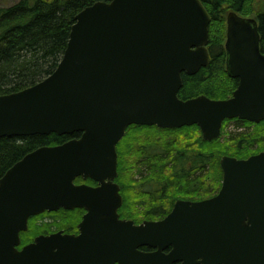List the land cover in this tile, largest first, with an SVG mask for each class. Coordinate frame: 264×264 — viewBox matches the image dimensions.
<instances>
[{"label": "water", "instance_id": "95a60500", "mask_svg": "<svg viewBox=\"0 0 264 264\" xmlns=\"http://www.w3.org/2000/svg\"><path fill=\"white\" fill-rule=\"evenodd\" d=\"M208 24L199 0L96 1L75 15L49 75L0 95V137L81 132L29 151L0 178V264H264V151L223 155L218 192L178 199L161 219L118 213L116 144L129 124H197L211 140L225 118L264 119L255 16H226L231 97H178L181 72L208 61ZM75 207L85 209L77 233H41L18 248L31 215Z\"/></svg>", "mask_w": 264, "mask_h": 264}, {"label": "trees", "instance_id": "16d2710c", "mask_svg": "<svg viewBox=\"0 0 264 264\" xmlns=\"http://www.w3.org/2000/svg\"><path fill=\"white\" fill-rule=\"evenodd\" d=\"M100 0H15L0 4V95L31 86L50 74L66 47L75 15L85 6ZM109 1V0H102ZM210 21L206 47L209 57L195 73L181 72L177 94L188 99L199 94L214 99L231 96L238 78L226 70L224 47L226 15L255 16L259 49L264 54V0H200ZM233 130L204 140L196 124L174 128L156 125L127 126L116 145L117 176L123 202L121 217L135 222L163 217L177 198L202 199L220 187L223 155L244 158L264 150V119L251 123L233 120ZM226 123L223 121L221 130ZM81 132L58 135L0 137V178L29 151L79 137ZM76 182L84 181L81 177ZM95 183L91 179L85 180ZM84 209L58 208L30 216L28 227L20 232L21 244L40 233L63 230L77 232ZM149 249L148 247H143Z\"/></svg>", "mask_w": 264, "mask_h": 264}, {"label": "rangeland", "instance_id": "374dc122", "mask_svg": "<svg viewBox=\"0 0 264 264\" xmlns=\"http://www.w3.org/2000/svg\"><path fill=\"white\" fill-rule=\"evenodd\" d=\"M15 0H0V4L2 5H7V4H10L12 2H14ZM233 130V123H229V125H227V127L224 128L223 130V138H222V141L226 140L227 139V133L230 131V130Z\"/></svg>", "mask_w": 264, "mask_h": 264}]
</instances>
